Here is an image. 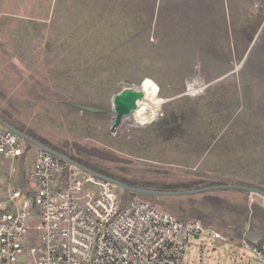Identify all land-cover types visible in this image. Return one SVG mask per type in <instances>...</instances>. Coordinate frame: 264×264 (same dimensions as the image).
<instances>
[{
  "label": "rangeland",
  "instance_id": "1",
  "mask_svg": "<svg viewBox=\"0 0 264 264\" xmlns=\"http://www.w3.org/2000/svg\"><path fill=\"white\" fill-rule=\"evenodd\" d=\"M61 1L0 0V119L23 129L36 141H42L48 147L61 150L70 157L83 158L82 162L85 163L94 162L93 164L102 169V173L118 176L127 183L160 188H167V185H170V188H175L179 192L186 191L177 189L184 184L183 174L152 164L167 167L166 162H171L174 157L170 158L166 154L185 156L189 154L187 151L192 152L191 149L189 147L188 150L180 149L175 146L160 149L157 136H143L144 131L153 130L154 123L165 115L162 105L169 99L158 102L155 95L149 100L146 99L145 93L140 108L130 117L124 118L121 125V130L129 139L123 140L121 137L114 139L108 132L112 120L109 110L113 95L108 101L110 105L108 117L100 113L101 111L79 110L70 103L77 102L78 99H90L72 97L73 94L69 93L67 88L66 90L61 88L63 84L58 87L44 82L40 74L34 73L38 66L35 64L36 68H27L20 60L19 52L23 51L24 55L37 60L43 59L44 54L50 49L53 63L58 62L60 66H66L64 60L72 58L71 69L80 67L77 82L82 85L88 84L85 92L93 96L90 100L92 103L101 100L95 96L97 79H104L106 82L107 78L117 75L120 79L122 76L123 82L140 86L137 85V80L141 78L139 68L155 73L160 65L164 69L167 65H188L192 73L184 79L185 92L181 96L201 95L205 88L217 83H212L213 79L222 77L225 72L233 73L227 77L235 79L238 89V77L241 80V76L244 75L251 80L264 76V68L261 69L264 65V28L259 32L264 23V0H255L259 10L252 9L253 11L250 8V11L248 9L245 11L246 4H232L229 0L228 2L224 0V3L222 0H162L161 8L156 5L153 11L158 13L159 9L161 12L155 19L153 17L151 27H145V23L142 25L140 21L141 27L138 31L132 25L134 16L138 14L132 0H115L108 4L106 0L79 3L83 10L81 15L78 14L80 10H77V3L76 9L68 12L70 3L67 0ZM56 7H59L61 24L55 31L49 22ZM144 10L142 12L146 16V11L150 10L145 12ZM63 20L66 21L65 24H62ZM145 22L149 24L148 19ZM258 32L260 34L256 38ZM54 33H57L56 36ZM40 35L44 37L43 49L35 58L26 47L39 43ZM250 50L252 51L249 54ZM82 62H85V66ZM84 69L89 70L84 72ZM195 74L197 75L194 76ZM121 83L117 84L118 90ZM151 86L153 85L147 84L146 88ZM229 91L231 92V88ZM79 92L80 90H77L74 95H78ZM227 97L230 98L220 101L221 106L232 103L245 106L244 101L241 102L238 95L234 97L233 92ZM262 98L264 99V95L255 99L253 103L259 110H261L259 101ZM170 109L171 107H168L166 111ZM240 110V107L228 110L232 113L231 120L236 117L231 124L232 128L227 132L229 134L233 131L228 136L232 139L230 144L226 139L223 142L227 145L213 146L208 154L206 150L201 157L204 160L202 159L200 165H193L194 169L201 168L209 175L238 180V176L242 174L241 168H238V159L253 160L259 155L257 149L248 150L245 145L250 144L252 137L247 136L248 139L244 137V134L248 133L244 129L247 125L240 124L242 123L240 122L242 115L238 114ZM152 115L153 118L150 117ZM180 125L181 123L177 128H182ZM238 125L242 126L240 139ZM144 138L148 144H140ZM252 140L254 143L257 142L255 138ZM70 148L78 151L77 153L83 157L71 153ZM139 156L150 159L151 161L143 159L150 164L138 162L135 157ZM15 167L18 169L17 163ZM257 168L258 165L255 169ZM255 169L252 171H256ZM244 170L246 171L244 176H253L251 173L248 175L246 166ZM259 175H262V172ZM191 181V178H187L185 184L189 185ZM262 181L264 182V178ZM115 190L120 193L119 188L116 187ZM121 192L123 196L128 195L122 190ZM257 197L258 195H255V198ZM137 198H143L157 210L169 214H172L170 203L183 199L180 202L182 205L178 207L180 212L199 211L189 219L201 221L208 231H218L224 237L218 241L204 235L198 239L190 237L182 264H258L255 254L244 247V242L234 237L238 227L228 228L219 225L221 223L218 225L212 223L211 220L206 224L201 219L205 217L201 213L205 212H213L211 215L213 217H221L219 214L226 216L231 204L236 203L237 199L244 200L247 205L251 204V194L241 193V190L214 189L179 198L143 195ZM248 212L249 218L253 214L251 207Z\"/></svg>",
  "mask_w": 264,
  "mask_h": 264
},
{
  "label": "built area",
  "instance_id": "2",
  "mask_svg": "<svg viewBox=\"0 0 264 264\" xmlns=\"http://www.w3.org/2000/svg\"><path fill=\"white\" fill-rule=\"evenodd\" d=\"M115 189L0 123V264H182L190 237L224 239Z\"/></svg>",
  "mask_w": 264,
  "mask_h": 264
},
{
  "label": "trees",
  "instance_id": "3",
  "mask_svg": "<svg viewBox=\"0 0 264 264\" xmlns=\"http://www.w3.org/2000/svg\"><path fill=\"white\" fill-rule=\"evenodd\" d=\"M68 3H70V7L68 8V12H72L76 6L77 3V10L78 14H82L83 10L82 7L79 5V3H89L90 0H67ZM115 0H106L105 2H112ZM136 9V13H138L136 16H134V19L132 21V25L137 29V31L140 29L141 24L139 23L142 21V25L145 23V27H150L154 14L153 11L155 10V7L157 3L159 4L160 0H132ZM58 2H62L61 0H58ZM65 2V1H64ZM73 2V3H72ZM65 2V4H68ZM106 4V6H108ZM161 5V3L159 4ZM132 6V4H131ZM147 7L145 10L144 8ZM144 12L146 10L147 15L145 16ZM148 12H151L149 14ZM54 15L51 21L49 22L50 27L53 30L58 29V25H60V12L59 7H56L54 9ZM135 13V14H136ZM144 19V21H143ZM146 19L149 20V24L146 21ZM65 20H63L62 24ZM66 22V21H65ZM52 25V26H51ZM51 31V30H50ZM150 30H148L149 32ZM40 29L37 31V35L39 34ZM41 34V33H40ZM55 36L57 33H54ZM43 35H40L39 37V43H35L33 45H28L26 49L32 53L33 56H37L41 50L43 49L42 41H43ZM49 39L50 36H49ZM23 51L19 52V57H21L20 60H22L27 68H36V65L38 66L35 70V74H40V76L43 77V81L51 84V85H57L58 87L62 84V89L66 90L68 89L69 93H72L73 96L82 97L84 99H90L93 96H90V94L85 92V88H88L87 85H82L77 82L79 80L80 73L78 70L80 67H76L74 69H71L73 66V63H71L72 58H68L64 60V62L67 64L66 66H60L58 62L53 63V59L50 57V49L47 50V53H45L43 59H34V57L29 58L27 55H24ZM35 56V58H36ZM28 57V58H27ZM50 57V58H48ZM35 60V61H34ZM69 60V62L67 61ZM34 61V62H33ZM85 66V62H82ZM36 64V65H35ZM70 64V65H69ZM264 66V65H263ZM261 67L264 68V67ZM89 69H84V72H88ZM141 70L140 73V79H138V84L140 85L145 79L152 80L157 86V96L159 98V101L162 100H168L169 101L162 105V108L165 109V115L158 121H156L153 125V130L150 131H144L143 136L144 137H151V136H157L156 139H159L160 145L159 148H166L169 149L171 146L178 147L180 149L185 148L188 150V147L191 149L189 154L185 156H169V154H166L168 157H174L171 162H166L168 164L167 167L159 166L152 164L155 167L158 168H166L167 170H177V173H181L184 175V184H181L180 188L177 187V189L180 190H193V189H201L206 187H215V186H221V185H239L243 187H249L253 189L260 190L264 193V185L262 178L264 175V99L262 98L261 101H259L261 104L259 108H256L253 106V103H255V99L260 98L261 95H264V76L263 78H257V79H251L248 80L245 78V76H241V80H239L238 77V89L236 87L235 79L232 77H227L223 81H219L217 83H214L213 85H210L209 87L205 88L203 93L201 95L196 96H188L184 95L181 96L184 91V79L191 75V70L188 67L187 64L179 65V64H173V65H167V68L164 69L163 66H159L158 71L155 73L147 72V70L139 68ZM75 74V75H74ZM125 76V75H124ZM107 78V77H106ZM232 78V79H231ZM97 87H96V97H99L101 100L96 101L97 103H92L90 100H80L78 99L77 102H71V106L76 107L79 109L80 106L89 107L92 108L93 112H99L102 114H105L106 117H108L110 114L108 112L109 105V99L112 95H114L118 89L117 84L123 82L122 76L121 79L117 77V75L111 76L107 78L106 82L104 79L100 80L97 79ZM130 83V82H129ZM131 84V83H130ZM90 87V86H89ZM231 88V92L229 91ZM80 90L78 95L76 94V91ZM223 90V91H222ZM233 92L234 97L238 95V99L244 101V107L235 103L225 105H220V101H224L225 98L229 99L230 97H227V95H231ZM181 96V97H178ZM232 97V96H231ZM254 98V100H253ZM75 99V98H74ZM72 99V100H74ZM95 102V101H94ZM98 103H100L98 105ZM171 107L170 110L166 111V108ZM221 107V108H220ZM236 107H240V111L238 112L239 116L242 115L240 124H246L247 127H244L246 130L247 135L244 134L245 139H248V137H252V139H257V142L254 143V141L251 139L250 144H245L248 147V150L253 151L257 149L259 151V155L253 159V160H246L245 158H239L238 159V168H241L240 171L242 174L238 177V180L233 179L231 177H220L217 175H209V173L203 171L200 169H194L195 167L192 165L197 164L196 159H200L204 153L207 151V154L210 153V150H212L211 144L213 142H216L215 140L223 141L225 139H228L229 134H227L228 130L231 129V124L234 123V120H236V117L231 120L232 113L231 109H234ZM224 109L221 112H218V110ZM81 110V109H79ZM84 111V110H82ZM110 111V110H109ZM262 111V113H261ZM238 116V117H239ZM163 119L165 120L163 122ZM181 123L182 128H177V125ZM252 125L249 127V125ZM12 128L17 130L18 132L24 134L28 138H30L33 141H36L35 138H33L28 133L24 132L23 129H20L16 126H13L9 124ZM151 128V129H152ZM241 129L242 126L238 125V139L241 138ZM223 130V131H222ZM248 136V137H247ZM244 139V140H245ZM43 145L46 148H52L54 151L61 153L68 157L70 160L76 162L77 164L88 168L100 175L112 178L114 180H117L119 182H122L130 187L150 190V191H161V192H171V191H178L175 190V188H170V185H167V188H160V187H153L149 185H136L127 183L124 180H121L117 177H114L112 175H108L106 173H102V169L98 167L96 164H93L94 162H82L84 160L83 158H74L70 157L68 154L63 153V151L54 149V147H48L46 143H43L42 141H36ZM148 144V141L142 139L140 141V144ZM222 142H220L221 144ZM71 153H75L81 157L78 151H74L72 148L69 150ZM168 151H166L167 153ZM145 156H139L135 157V159L138 162H142L143 164H150L145 162L144 160H149L147 158H144ZM144 159V160H143ZM197 161V162H196ZM164 163V164H166ZM250 165V166H249ZM256 165H258V168L255 169ZM245 166L247 167V173L248 175L251 173L253 176H244L246 171ZM182 167L184 169H182ZM256 171H252V170ZM110 170V169H109ZM262 172V175H259ZM262 176V177H261ZM260 177V179L258 178ZM187 178H191V184H185V181ZM198 182V183H195ZM201 182V183H200ZM172 186V185H171ZM183 187V188H181ZM232 191H236V189H230ZM241 193L249 194L244 191H241ZM126 198H130L128 195H124ZM123 196V197H124ZM262 244H258L257 247H261Z\"/></svg>",
  "mask_w": 264,
  "mask_h": 264
},
{
  "label": "water",
  "instance_id": "4",
  "mask_svg": "<svg viewBox=\"0 0 264 264\" xmlns=\"http://www.w3.org/2000/svg\"><path fill=\"white\" fill-rule=\"evenodd\" d=\"M264 28V23L263 26L261 27L260 31L261 32ZM257 34V37L259 36V33ZM256 40V39H255ZM252 50H250L249 54L251 53ZM248 54V55H249ZM196 73L198 72V68H196ZM142 84L140 86H134L133 84L122 82L120 89L113 95V97L110 100L111 107H110V112H111V123L108 127V132L111 137L114 139L118 138H123V140H128L129 137L128 135L121 130V125L123 123L124 118L130 117L136 110V103L143 100L145 98V92L143 91ZM79 109L84 110V111H94L92 108L89 107H84L80 106ZM0 123L3 124L4 126H7L10 128L13 132H15L18 136H20L22 139L29 141L33 143L35 146H37L40 149L45 150L46 152L55 155L69 164L75 166L79 170H81L84 173L90 174L94 176L97 179L107 181L112 183L115 187L119 188L120 190L128 193V195L132 198H135L137 196H152V197H159V196H179V195H192V194H197V193H203L207 192L210 190L214 189H236V190H241L244 192H248L249 194H255L259 195L264 198V193L260 190L253 189V188H247L239 185H229V186H216V187H206V188H201V189H194V190H188V191H172V192H161V191H150V190H145V189H140V188H135V187H130L122 182H119L117 180H114L112 178L100 175L88 168H85L76 162L70 160L68 157L65 155L58 153L52 149L46 148L40 143L31 140L24 134L18 132L12 127H9L4 121L0 119ZM153 124V123H152ZM151 124V125H152ZM248 236L255 237L254 233H250L247 231ZM197 238V237H196Z\"/></svg>",
  "mask_w": 264,
  "mask_h": 264
},
{
  "label": "crops",
  "instance_id": "5",
  "mask_svg": "<svg viewBox=\"0 0 264 264\" xmlns=\"http://www.w3.org/2000/svg\"><path fill=\"white\" fill-rule=\"evenodd\" d=\"M161 1L162 0L159 1V4L161 3ZM226 2H228V0H226ZM222 3H224V0H222ZM229 3H232V4L233 3L234 4L240 3V5L246 4L247 8L245 9V11H247V9L249 11H250V9L251 10L252 9L259 10V8L256 5L255 0H229ZM159 4L157 3V7L160 6V8H161L162 4L161 5H159ZM156 11H157V9H156ZM159 12H161V11H159V9H158V13L155 12L154 19L156 16H159L158 15ZM152 22H153V20H152ZM231 74H233V73L232 72L231 73L225 72V74L222 77L213 79L214 81H212V83L213 82H219L220 80L224 79L227 76H230ZM196 75L197 74H195L194 76H196ZM147 84H152L153 86L146 88ZM141 87H142V89H143V87L146 88V89L144 88L146 91L145 93H147L146 99L152 100V97L157 95L158 86L152 80L146 79L142 83ZM157 100H158V102L163 101L162 99H160L161 101H159L158 96H157ZM222 110H224V109H220V110H218V112H221ZM153 115L150 117L153 118ZM152 118H150V119H152ZM225 140H223V141H225ZM231 140L232 139L228 138L227 142L230 144ZM215 141L216 142H213L211 144L212 148H214L213 146H218V145H222V144L227 145L225 142H223L221 140L219 141V139L215 140ZM220 142H222V143L220 144ZM211 156H212V154H211ZM202 159L203 158L196 159L198 162H197V164H195V166L200 165V162L202 161ZM220 162L221 161H219V163ZM251 195H252V203L251 204L247 205L244 200L238 201V199H237L236 203L231 204V209L226 212L227 213L226 216L225 215L222 216L218 212V214L221 217H217V216L213 217V216H211L213 214V212H210V213L205 212V213H201L203 216H205L204 218H201V217H198V218H201L203 220V222L206 224L209 223L211 220L212 223H215L217 225H218V223H221L219 225H222V226H225L228 228L229 227H238V229L236 230L237 232L234 233L235 234L234 237L238 238V241H241L242 243L244 242L245 244L249 245L250 247L256 246L258 244H264V198L259 196V195L257 198H255V194H251ZM179 196H183V195H179ZM179 196H175V197L179 198ZM184 196H190V195H184ZM257 199H258V201H257ZM182 200L183 199H181L178 202L172 201L170 203V209H171L172 214L174 216L176 215L175 216L176 218L178 217L177 219H179L181 221H186L190 217L194 216L195 213H198L199 211L196 212V211L192 210V211H187L186 213L184 211L180 212V209L178 207L180 205H182V203H180V202H182ZM250 207L253 210V214H251V217L248 218V214H249L248 210H250ZM252 215H253V217H252ZM222 219H224L225 221H222ZM247 231H249L250 233H254L255 237L248 236Z\"/></svg>",
  "mask_w": 264,
  "mask_h": 264
},
{
  "label": "bare ground",
  "instance_id": "6",
  "mask_svg": "<svg viewBox=\"0 0 264 264\" xmlns=\"http://www.w3.org/2000/svg\"><path fill=\"white\" fill-rule=\"evenodd\" d=\"M143 100H141V101H139V102L136 103V110H135V112L140 108V105H141V103H142Z\"/></svg>",
  "mask_w": 264,
  "mask_h": 264
},
{
  "label": "flooded vegetation",
  "instance_id": "7",
  "mask_svg": "<svg viewBox=\"0 0 264 264\" xmlns=\"http://www.w3.org/2000/svg\"><path fill=\"white\" fill-rule=\"evenodd\" d=\"M49 149H52V148H49ZM53 150V149H52Z\"/></svg>",
  "mask_w": 264,
  "mask_h": 264
}]
</instances>
